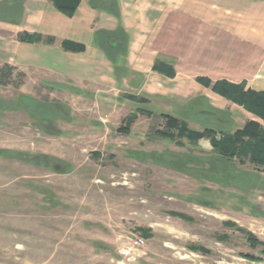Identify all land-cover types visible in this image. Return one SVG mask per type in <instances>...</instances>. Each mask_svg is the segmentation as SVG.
I'll return each instance as SVG.
<instances>
[{
  "label": "rangeland",
  "instance_id": "374dc122",
  "mask_svg": "<svg viewBox=\"0 0 264 264\" xmlns=\"http://www.w3.org/2000/svg\"><path fill=\"white\" fill-rule=\"evenodd\" d=\"M14 38L0 29V67L10 61ZM100 73L93 88L47 117L20 96L31 92L53 106L59 90L18 71L0 78V264H264L261 247H250L242 231L224 225L232 222L264 242V168L220 159L203 141L158 137L162 115L195 118L131 100L130 89L115 88ZM29 79L32 90L24 86ZM130 114L136 119L123 134L118 128ZM166 154L173 158L158 157ZM54 159L67 164L68 173L40 167ZM170 162L191 171L172 172ZM226 170L239 188L227 185L236 179H226ZM199 246L207 253L192 250Z\"/></svg>",
  "mask_w": 264,
  "mask_h": 264
},
{
  "label": "crops",
  "instance_id": "0c3cea01",
  "mask_svg": "<svg viewBox=\"0 0 264 264\" xmlns=\"http://www.w3.org/2000/svg\"><path fill=\"white\" fill-rule=\"evenodd\" d=\"M0 24V29L15 35L8 66L31 80L38 78L39 85L59 90L55 110L86 93L85 88H93L91 80L101 70L99 79L130 89L135 101L151 109L152 105L182 109L193 116V121L184 120L187 126H216L230 133L248 121L264 127L252 114L197 80L244 83L245 89L264 92V0H81L72 17L57 11L48 0H0ZM20 33L36 34L42 41L20 42ZM65 40L82 45L84 51H64ZM156 63L171 66L174 76L155 71ZM31 80L24 85L29 90ZM24 96L39 100L31 92ZM205 115L213 120L197 119ZM170 166L177 174L191 171L188 165L170 162ZM225 172L231 174L226 179H236V185L225 180L227 185L239 188L240 180ZM249 176L254 179V174ZM217 183L223 186L221 180Z\"/></svg>",
  "mask_w": 264,
  "mask_h": 264
},
{
  "label": "trees",
  "instance_id": "16d2710c",
  "mask_svg": "<svg viewBox=\"0 0 264 264\" xmlns=\"http://www.w3.org/2000/svg\"><path fill=\"white\" fill-rule=\"evenodd\" d=\"M51 2L52 6L67 17H72L81 2V0H48ZM18 40L20 42L26 43H38L42 39L36 34L20 33L18 34ZM48 44L52 43L51 39L46 41ZM61 47L64 51H70L74 53H82L84 47L82 45L63 41ZM154 70L160 73H164L170 77L174 76V70L171 66L164 63H156L154 65ZM13 72V67L4 65L0 67V78L9 79ZM197 80L204 85L209 87L214 93L220 95L227 101L240 106L246 112L252 114L254 117L259 119L264 123V92L252 91L245 89V84H232L224 80L217 81L211 84L208 79L197 78ZM1 82V81H0ZM20 99L26 101L30 104H35L40 115L47 117L49 115V110H55L54 106L43 105L39 101L30 99L26 96L21 95ZM129 99L136 100L133 96H129ZM164 119V127L162 131H156L155 134L166 140L174 141L178 136L182 139H186L189 144L197 145L200 141H203L207 146L211 154L216 155L220 159L233 161L236 160L240 163L247 162L254 166L258 171L264 168V127L256 121L246 122L240 129L235 132H225L216 133L213 130L205 129L203 132H196L190 130L186 123L179 121L170 115H162ZM136 119V114H130L125 119V126L119 127L118 131L123 134L129 133V126ZM173 131H177V135ZM40 167H45L50 169L55 173H68V165L64 162L54 159L53 164L41 165ZM172 216L178 217L180 219H188L187 216L178 213H172ZM225 226L236 227L238 231H242L246 236V241L250 247H261L260 254L264 258V242H260L256 237L250 232L241 230L236 224L232 222H224ZM143 237L149 238L150 235L148 230H141ZM192 250H197L201 253H207L202 247H193ZM245 259L250 261L262 260L261 258H254L251 256L243 255Z\"/></svg>",
  "mask_w": 264,
  "mask_h": 264
},
{
  "label": "built area",
  "instance_id": "2783aa9c",
  "mask_svg": "<svg viewBox=\"0 0 264 264\" xmlns=\"http://www.w3.org/2000/svg\"><path fill=\"white\" fill-rule=\"evenodd\" d=\"M135 243H136V245H137V244H138V245H142V244H143L142 240H139V239H138V241L135 242Z\"/></svg>",
  "mask_w": 264,
  "mask_h": 264
}]
</instances>
